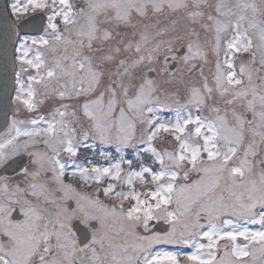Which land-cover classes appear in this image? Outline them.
<instances>
[{
    "label": "snow or ice",
    "instance_id": "6c2138e0",
    "mask_svg": "<svg viewBox=\"0 0 264 264\" xmlns=\"http://www.w3.org/2000/svg\"><path fill=\"white\" fill-rule=\"evenodd\" d=\"M0 264H264V0H3Z\"/></svg>",
    "mask_w": 264,
    "mask_h": 264
},
{
    "label": "water",
    "instance_id": "95a60500",
    "mask_svg": "<svg viewBox=\"0 0 264 264\" xmlns=\"http://www.w3.org/2000/svg\"><path fill=\"white\" fill-rule=\"evenodd\" d=\"M2 4H3V0H0V6H2Z\"/></svg>",
    "mask_w": 264,
    "mask_h": 264
}]
</instances>
